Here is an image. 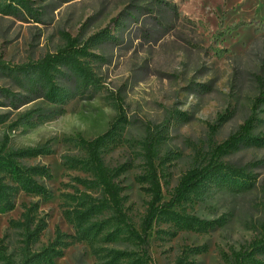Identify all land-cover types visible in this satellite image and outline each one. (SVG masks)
Masks as SVG:
<instances>
[{
	"label": "rangeland",
	"instance_id": "374dc122",
	"mask_svg": "<svg viewBox=\"0 0 264 264\" xmlns=\"http://www.w3.org/2000/svg\"><path fill=\"white\" fill-rule=\"evenodd\" d=\"M33 15L0 12V59L10 65L36 61L66 44L65 33L79 38V45L106 31L113 39L91 43L98 55L90 61L100 80V89H89L71 99L62 115L37 127L19 122L30 108H57L37 99L12 108L0 105L7 121L0 124V143L9 138L12 148L45 145L50 153L24 159L27 164H48L53 178L43 182L53 198L21 193L16 208L0 212V240L7 251L0 264L21 262L25 230L10 225L19 219L23 205L39 201V214L47 226L32 250L47 245L57 228L74 232L64 214L69 207L64 193L74 192L76 177L90 178L82 169L66 164L69 157L85 158L79 142L105 133L119 113L123 128L114 142L103 148L110 167L125 165L118 177L125 209L140 227L151 195L141 176L146 167V144L157 145L156 164L163 183V199L169 200L180 177L203 165L213 148L226 140L255 114V134L264 133V105L253 110L259 93L258 76L264 77V30L241 26L255 20L264 25V0H31ZM175 7H174V6ZM224 32V33H223ZM62 83H66L61 79ZM67 84V83H66ZM0 87L19 92L18 84L0 73ZM23 93V92H22ZM2 102H8L0 94ZM251 176L242 189H214L193 195L182 207L202 217L220 219L208 231L180 228L157 220L149 231L148 249L153 264H234L239 251L250 250L264 240V146L242 145L222 157ZM99 194V190H93ZM198 245L206 249L193 250ZM138 250L131 241L68 244L54 264H94L95 248ZM247 264H264V252Z\"/></svg>",
	"mask_w": 264,
	"mask_h": 264
},
{
	"label": "trees",
	"instance_id": "16d2710c",
	"mask_svg": "<svg viewBox=\"0 0 264 264\" xmlns=\"http://www.w3.org/2000/svg\"><path fill=\"white\" fill-rule=\"evenodd\" d=\"M174 6V5H173ZM175 7V6H174ZM0 12L6 15L21 16L28 12L33 15L31 0H0ZM241 26H254L256 30H264V25L255 20L242 21L240 24L227 27V31L236 30ZM224 33V32H223ZM66 44L54 53H47L36 61L21 65H10L0 59V73L8 75L16 81L21 93L0 87L8 102L0 105L20 108L37 99H43L58 106L57 108L35 107L26 110L19 116V122L28 127H37L62 115L64 106L71 100L89 89L98 91L100 80L90 61L98 58L91 52V43H101L113 39L106 31L100 32L79 45V38L65 33ZM64 79L66 83H62ZM259 93L253 101L254 112L264 105V77L258 76ZM7 114H0V124L7 121ZM255 114L242 123L237 131L226 140L216 145L207 163L187 170L171 191L169 200L163 199V183L156 160L157 145L150 140L146 144V167L141 176L142 182L149 185L151 195L140 227H137L125 209L123 188L118 182L119 175L126 166L110 167L105 162L102 151L110 142H114L124 124V116L119 113L111 127L98 137L87 140L79 138L87 156L69 157L66 164L72 168L82 169L90 173V178L76 177L78 184L74 192L64 193L65 216L74 227L68 233L57 228L55 237L38 250L30 248L31 243L38 240L47 226L44 215L39 214V201H31L23 205L19 219H10V225H18L25 230L24 256L19 263L10 261L6 264H54L55 259L64 254L68 244L78 241L94 243L99 238L109 241H131L137 244L138 250L117 247L95 248L97 257L94 264H153L148 249L149 231L157 220L170 221L180 228L208 231L221 224L220 219L206 218L185 210H177L193 195L202 194L214 189H242L251 184V176L241 167L222 160V157L238 149L242 145L264 146V133L255 134ZM50 153L45 145L12 148L9 138L5 136L0 143V212L4 213L16 208V201L21 193L41 196L44 200L53 198L54 192L43 180H51L53 173L48 164H27L24 159L35 158ZM93 190H99L94 194ZM204 246L198 245L193 250L200 252ZM7 251L6 245L0 240V257ZM264 252V240H259L250 250L239 251L234 264H247L254 260V254Z\"/></svg>",
	"mask_w": 264,
	"mask_h": 264
}]
</instances>
